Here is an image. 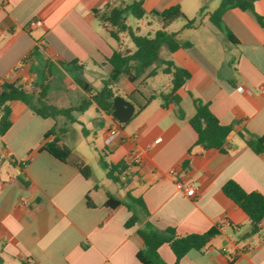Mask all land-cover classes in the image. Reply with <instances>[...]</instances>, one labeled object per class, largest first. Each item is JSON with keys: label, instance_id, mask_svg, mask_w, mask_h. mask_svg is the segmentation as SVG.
<instances>
[{"label": "crops", "instance_id": "crops-1", "mask_svg": "<svg viewBox=\"0 0 264 264\" xmlns=\"http://www.w3.org/2000/svg\"><path fill=\"white\" fill-rule=\"evenodd\" d=\"M112 1L140 0H0V84L20 80L36 95L40 92L37 85L45 84L49 103L62 108L86 106L73 112L75 122H68L62 116L40 117L23 102H12L11 127L0 137L3 263L10 258L16 264H142L136 256L144 247L138 229L146 220L126 227L132 211L123 205L105 206L108 194L127 200L130 192L144 201L149 221L160 230L172 227L179 234H189L216 225L221 228V234L203 251L191 250L179 264H264V219L259 232L249 235L247 214L222 189L234 180L247 192L264 195V152L257 154L239 136L245 130L264 136V93L260 91L264 86V27L250 12L238 8L226 11L223 24L238 41L235 44L227 31L206 22L208 16L197 28L182 30V24L172 30L173 23L170 31L192 43L162 56L191 73L177 92L180 103L163 106L160 95L171 89V77L161 72L162 68H157L154 77L147 76L148 70L134 83L122 76L118 97L131 101L128 93L139 90L154 98L121 126L98 110L76 83L81 78L94 93L99 91L109 80L112 66L108 58L113 49L129 47L121 34L119 42L112 38L94 13ZM201 2L143 0L147 16L142 20L149 27L157 24L160 28V19L152 12L175 5L190 19L204 4L207 12H212L208 10L210 0ZM255 9L264 16V0L256 1ZM35 18L42 19L43 25L30 29L29 22ZM74 61L83 68L72 64ZM11 74L13 78L8 79ZM164 81L168 84H161ZM194 98L209 103L221 124L233 126L226 152L195 145L197 133L189 122L195 114ZM87 114L92 130L83 121ZM74 123L82 126L97 162L104 150L113 163L129 162L127 176H123L128 180L125 187L109 180L123 190L118 196L95 182L87 157L66 144ZM115 125L121 135L110 140L108 131ZM54 127L67 128L60 144L71 149V161L82 160L91 168L88 178L70 162L42 150L44 144L55 141V135L44 138ZM158 139L161 141L156 142ZM12 157L27 164L23 168L14 165ZM18 176L28 185L19 183ZM178 181L193 186L195 195H186ZM127 202L140 211L138 205ZM159 253L168 264L176 263L169 244L160 246Z\"/></svg>", "mask_w": 264, "mask_h": 264}, {"label": "trees", "instance_id": "trees-1", "mask_svg": "<svg viewBox=\"0 0 264 264\" xmlns=\"http://www.w3.org/2000/svg\"><path fill=\"white\" fill-rule=\"evenodd\" d=\"M258 0H219V5L212 12H207V6L204 4L200 8L198 15L194 18H188L182 11L179 5L170 7L162 12H152L160 19V28L152 36L140 35L126 23L127 14L131 13L137 20H142L147 16V12L143 7V0L134 1L132 3H107L102 9L94 10L95 15L100 20L103 28L108 34L119 42V34L128 33L133 44L132 48L119 47L114 48L111 57L108 58L109 64L112 66L108 82L104 83L103 87L93 92L90 85L81 78L76 79V83L80 85L96 103L97 109L111 115L114 120L121 126L126 123H120L114 117V100L118 97L119 82L122 76H125L130 82H137L142 76L147 74L148 77H154L158 73L157 68H162L161 72L171 77V89L167 93H162L160 96L163 100V106L178 105L180 97L178 90L191 78V73L187 69L178 66L172 59H163L160 55L162 46L167 45L170 53H174L180 48H188L192 46L189 41H182L179 38V32L170 31L171 25L182 20L184 29L197 28L203 18L208 16L209 21L219 30L227 31L228 39L235 44L238 41L233 34L224 27L223 15L226 11L238 8L242 11L250 12L257 19L259 24L264 27V16L257 13L255 3ZM107 23V25H105ZM79 68L83 65L74 61ZM40 88L38 95L34 91H29L24 83L20 80L8 81L4 80L0 84V137L3 136L12 124V109L11 104L14 101H21L32 109L38 116L58 117L62 116L68 122H75L73 116L75 111H83L86 106L62 108L51 104L47 101V85L39 84ZM128 98L136 105L134 115L143 110L149 102L154 98L145 97L139 90H134L128 93ZM195 114L190 118L189 122L197 133L196 146H200L205 150L215 149L221 152H226V141L230 132L233 130L232 125H223L220 123L217 116L210 109L209 103L201 99L194 98ZM180 116H183L180 113ZM67 128L54 127L49 131L44 138L50 135H55L56 139L52 143L43 145L42 150L47 151L55 158L63 162H70L77 167L80 172L89 177L92 173L91 168L82 160L71 161L72 151L67 146L60 144V139L67 133ZM240 138L257 154L264 152V136L255 135L248 130L240 133ZM107 151L99 155V161L106 171V177L113 183L125 187L128 180L123 179L129 167V162L123 160L118 163H113L107 160ZM11 161L14 165H19L23 168L27 161L19 162L13 157ZM187 164V163H186ZM17 181L21 184L28 185L21 177H17ZM224 194L233 200L248 216L251 222V231L249 235L259 232V224L264 219V195L260 192H247L236 181L230 180L223 186ZM127 200L138 205L140 211L133 210ZM127 200H122L108 194L105 201V206L110 208H118L126 206L132 215L126 221L125 226L131 227L140 223L145 219L144 225L138 229V235L144 242V247L137 253V258L142 264H168L160 255L159 248L163 244H169L173 253L176 256V263L188 254L191 250L203 251L212 241L213 238L220 235L222 230L219 226H213L203 233L179 234L174 228L169 227L164 230L158 229L151 221H149V212L140 197H134L130 192L127 193ZM89 206H94L89 202ZM239 229V227L237 228ZM235 229V230H237ZM0 264L3 259L0 256ZM21 264H30L27 261H22Z\"/></svg>", "mask_w": 264, "mask_h": 264}, {"label": "rangeland", "instance_id": "rangeland-1", "mask_svg": "<svg viewBox=\"0 0 264 264\" xmlns=\"http://www.w3.org/2000/svg\"><path fill=\"white\" fill-rule=\"evenodd\" d=\"M199 1L201 2L202 0H199ZM218 4H219L218 0H210V2L208 3V5H209L208 10L213 11L214 8H216L218 6ZM206 22L209 23V19L206 20ZM126 23L128 24L129 27H131L133 30H135L140 35L150 34L153 36L155 34V32L159 29V26L157 24L149 27L146 24L145 20H137L131 13L127 14ZM182 24H183L182 20H177L174 22L171 29L172 30H178L179 28H181ZM211 27H213L212 29H215L214 26H211ZM121 35H122V42H125V46H129L132 48L133 44L129 38L128 33H121ZM168 51H169V49H168L167 45L164 44L160 50L161 57L166 56ZM163 79H166V78H163ZM161 84H168V81H166V82L164 81ZM165 89H166V87H163L161 90L164 91ZM88 116H89L88 114L85 115L83 118V121L86 123L87 128L89 130H92L93 125H90L86 121ZM86 138L87 137L85 136V134L83 132L82 126L77 124V123H74L70 127V132H69L68 136H66L65 142L68 146H70L74 150V152L80 151L87 157L88 162L90 163V165L93 168V174H92L93 180L95 182L103 184L105 187H108L111 190L113 189V191L118 192V193H115L116 196H118V194L122 193L123 190L119 186L115 187L113 185V183L107 179L106 171L102 167L101 163H99L95 160L96 155L94 153L93 145H88L86 143ZM89 138L90 139L93 138V135H90ZM100 195H103V192H101ZM134 195L138 196L136 193ZM5 264H16V261L14 259L7 258Z\"/></svg>", "mask_w": 264, "mask_h": 264}, {"label": "built area", "instance_id": "built-area-1", "mask_svg": "<svg viewBox=\"0 0 264 264\" xmlns=\"http://www.w3.org/2000/svg\"><path fill=\"white\" fill-rule=\"evenodd\" d=\"M112 2H110V4H112ZM43 25V21L42 19H39V18H35V19H32L30 22H29V25L28 27L31 29V28H37V27H40ZM105 25H107V23H105ZM8 79H12L13 78V75H9L7 77ZM240 91H244V88L241 87L240 88ZM260 91L262 93H264V86H261L260 87ZM121 135V129L115 125L114 127H112L109 131H108V137L110 140H114L116 138H118L119 136ZM161 141V139H158L156 142H159ZM173 174L175 175L176 173L173 172ZM177 185L180 189L184 190V192L186 193V195L188 196H193L195 195V188L191 185H184L182 182L178 181L177 182Z\"/></svg>", "mask_w": 264, "mask_h": 264}, {"label": "water", "instance_id": "water-1", "mask_svg": "<svg viewBox=\"0 0 264 264\" xmlns=\"http://www.w3.org/2000/svg\"><path fill=\"white\" fill-rule=\"evenodd\" d=\"M114 108V117L117 118L120 123H126L135 113V105L131 101L121 97L115 98Z\"/></svg>", "mask_w": 264, "mask_h": 264}]
</instances>
